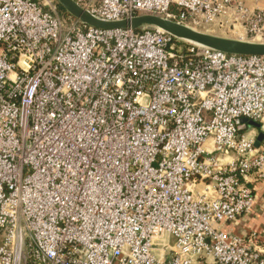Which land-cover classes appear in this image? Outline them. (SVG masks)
Returning a JSON list of instances; mask_svg holds the SVG:
<instances>
[{
	"label": "built area",
	"instance_id": "1",
	"mask_svg": "<svg viewBox=\"0 0 264 264\" xmlns=\"http://www.w3.org/2000/svg\"><path fill=\"white\" fill-rule=\"evenodd\" d=\"M74 1L107 21L264 33L242 0ZM243 118L264 119V56L0 0V264H264L255 233L222 228L264 177Z\"/></svg>",
	"mask_w": 264,
	"mask_h": 264
},
{
	"label": "water",
	"instance_id": "2",
	"mask_svg": "<svg viewBox=\"0 0 264 264\" xmlns=\"http://www.w3.org/2000/svg\"><path fill=\"white\" fill-rule=\"evenodd\" d=\"M57 2L71 17L95 28L114 30L124 28L140 29L145 26L148 28L157 27L183 41L227 54L264 56L263 42L245 41L207 33L154 14H143L129 19L107 21L94 16L74 0H57ZM242 122L258 127L261 125L259 122L247 118H243Z\"/></svg>",
	"mask_w": 264,
	"mask_h": 264
},
{
	"label": "crops",
	"instance_id": "3",
	"mask_svg": "<svg viewBox=\"0 0 264 264\" xmlns=\"http://www.w3.org/2000/svg\"><path fill=\"white\" fill-rule=\"evenodd\" d=\"M248 7L256 9H264V0H242ZM209 32L226 37H238L244 39L249 37L246 31L242 27H214L208 30ZM264 40V33H263ZM249 39V38H248ZM264 42V41H263ZM261 125L254 126L246 124L247 128L245 132L255 139V146L258 151H264V119L259 122ZM206 147L209 152L218 154L219 160L226 162L233 159V156H227L215 151V145L212 139L208 140ZM251 186L254 187V204L252 210L247 215L240 217L232 223H226L222 228L226 231H230L235 235L249 237L255 233L257 235L255 245L264 250V177H258L257 174L251 173L247 177ZM206 184L201 183L197 186L198 190L205 189ZM202 264H218L212 257H206L202 260Z\"/></svg>",
	"mask_w": 264,
	"mask_h": 264
},
{
	"label": "trees",
	"instance_id": "4",
	"mask_svg": "<svg viewBox=\"0 0 264 264\" xmlns=\"http://www.w3.org/2000/svg\"><path fill=\"white\" fill-rule=\"evenodd\" d=\"M58 8L61 15L66 18L67 22L71 23L76 20L75 18L71 17L68 13H66L65 9L61 5L58 4Z\"/></svg>",
	"mask_w": 264,
	"mask_h": 264
},
{
	"label": "rangeland",
	"instance_id": "5",
	"mask_svg": "<svg viewBox=\"0 0 264 264\" xmlns=\"http://www.w3.org/2000/svg\"><path fill=\"white\" fill-rule=\"evenodd\" d=\"M199 30H203L204 32H207V33H211V32H209V31H205L206 29L204 28V29H200V28H198ZM211 34H213V33H211ZM224 37H226V36H224ZM229 38H235V39H241V38H238L237 36L236 37H229ZM249 38V39H248ZM241 40H245V41H253V42H263L264 40H263V38L261 37V38H259V39H255V40H253L251 37H245L244 39H241ZM264 43V42H263Z\"/></svg>",
	"mask_w": 264,
	"mask_h": 264
}]
</instances>
